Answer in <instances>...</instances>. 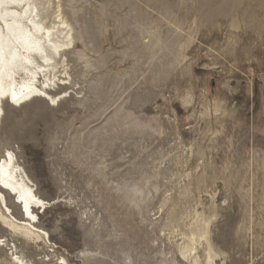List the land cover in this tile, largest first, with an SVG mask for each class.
<instances>
[{
    "label": "rangeland",
    "instance_id": "1",
    "mask_svg": "<svg viewBox=\"0 0 264 264\" xmlns=\"http://www.w3.org/2000/svg\"><path fill=\"white\" fill-rule=\"evenodd\" d=\"M58 1L67 92L0 123L46 244L0 223V264H193L200 228V264H264V0Z\"/></svg>",
    "mask_w": 264,
    "mask_h": 264
},
{
    "label": "bare ground",
    "instance_id": "2",
    "mask_svg": "<svg viewBox=\"0 0 264 264\" xmlns=\"http://www.w3.org/2000/svg\"><path fill=\"white\" fill-rule=\"evenodd\" d=\"M55 1L0 0V123L4 112L3 96L7 100L10 97L14 104H20L37 95L48 104L55 105L57 99L67 92L52 94L51 90L67 84L66 54L73 48L74 42L73 29L63 17L60 5L56 4L50 11ZM0 185L13 192V202L19 201L22 216L17 219L12 214L0 186V223L3 227L14 236L46 244L44 236L47 233L39 230L33 222V218L37 217L33 205L46 207L48 202L33 190L15 152L9 148H5L0 155ZM7 192L10 193L9 190ZM197 231V235L191 231L187 243L179 247L180 254L190 258L193 264H200L191 252L197 248L195 244L200 245L204 240L207 263H212L215 253L212 252L207 229ZM61 259L60 264H67L64 258ZM13 260L30 264L22 255H15Z\"/></svg>",
    "mask_w": 264,
    "mask_h": 264
}]
</instances>
